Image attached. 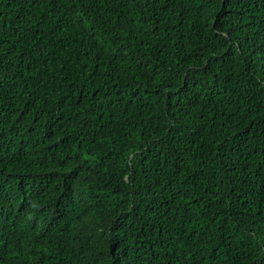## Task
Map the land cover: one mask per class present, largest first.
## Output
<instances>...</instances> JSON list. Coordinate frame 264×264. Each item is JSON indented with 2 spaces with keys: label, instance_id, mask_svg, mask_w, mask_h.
Returning a JSON list of instances; mask_svg holds the SVG:
<instances>
[{
  "label": "trees",
  "instance_id": "obj_1",
  "mask_svg": "<svg viewBox=\"0 0 264 264\" xmlns=\"http://www.w3.org/2000/svg\"><path fill=\"white\" fill-rule=\"evenodd\" d=\"M0 264H264V0H0Z\"/></svg>",
  "mask_w": 264,
  "mask_h": 264
}]
</instances>
